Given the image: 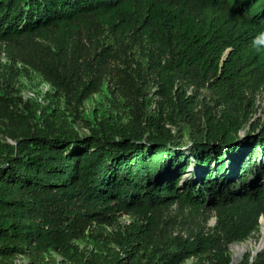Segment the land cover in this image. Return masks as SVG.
I'll return each mask as SVG.
<instances>
[{
	"label": "trees",
	"instance_id": "1",
	"mask_svg": "<svg viewBox=\"0 0 264 264\" xmlns=\"http://www.w3.org/2000/svg\"><path fill=\"white\" fill-rule=\"evenodd\" d=\"M100 13L112 14L114 33L153 32L168 51L171 75L243 90L264 72V0H0V41ZM47 74L83 100L98 87L97 78L79 83L64 66H50ZM164 95L174 97L173 88ZM142 120L138 127L147 123L148 134L104 117L83 137L70 123L49 122L34 133H5L15 144L3 140L0 128V264L51 250L74 261L71 243L79 232L124 213L140 218L136 235L148 248L157 213L174 204L216 210L227 231L241 229L243 240L255 236L264 215V125L242 136L229 116L184 149L171 131L151 127L148 116ZM132 241L129 255L136 252ZM205 255L211 264H232L210 233L165 241L149 264ZM245 264H264V251Z\"/></svg>",
	"mask_w": 264,
	"mask_h": 264
},
{
	"label": "rangeland",
	"instance_id": "2",
	"mask_svg": "<svg viewBox=\"0 0 264 264\" xmlns=\"http://www.w3.org/2000/svg\"><path fill=\"white\" fill-rule=\"evenodd\" d=\"M131 8H137V3ZM111 17V13L85 16L28 37L0 41V128L5 142L16 143L7 132L34 133L49 122L58 127L70 123L81 137L90 136V128L104 117L148 134L147 123L138 127L148 116L151 127L164 134L171 131L188 149L199 131L227 122L229 116L239 122L242 136L264 125V72L243 90L214 88L196 77L171 75L168 51L153 32L136 36L122 28L114 33ZM50 66L74 70L79 83L97 78L98 87L84 100L67 95L50 80ZM171 87L174 97L165 96ZM182 110L187 114L181 115ZM157 216L148 248L136 235L140 218L124 213L95 221L79 232L71 243L74 261L51 250L39 256L19 254L8 259L9 264H149L165 241L202 233L218 238L232 264H245L248 258L254 261L264 251L257 252L264 215L255 236L245 240L241 229L227 231L225 216L216 210L174 204L159 210ZM131 239L136 252L129 255ZM244 245L247 249L240 252ZM185 264H211L210 256L193 257Z\"/></svg>",
	"mask_w": 264,
	"mask_h": 264
},
{
	"label": "bare ground",
	"instance_id": "3",
	"mask_svg": "<svg viewBox=\"0 0 264 264\" xmlns=\"http://www.w3.org/2000/svg\"><path fill=\"white\" fill-rule=\"evenodd\" d=\"M261 224H262V238H261V243H260V247H258V249L263 250L264 249V217H262L261 219ZM247 246H241L239 247V251L241 252L242 250H246Z\"/></svg>",
	"mask_w": 264,
	"mask_h": 264
},
{
	"label": "water",
	"instance_id": "4",
	"mask_svg": "<svg viewBox=\"0 0 264 264\" xmlns=\"http://www.w3.org/2000/svg\"><path fill=\"white\" fill-rule=\"evenodd\" d=\"M242 135V134H241ZM261 250L260 249H257V252H260Z\"/></svg>",
	"mask_w": 264,
	"mask_h": 264
}]
</instances>
